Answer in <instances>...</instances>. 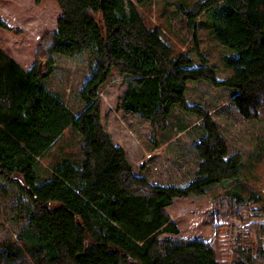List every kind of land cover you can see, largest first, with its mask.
<instances>
[{"label":"trees","instance_id":"1","mask_svg":"<svg viewBox=\"0 0 264 264\" xmlns=\"http://www.w3.org/2000/svg\"><path fill=\"white\" fill-rule=\"evenodd\" d=\"M56 2V27L40 36L28 69L0 47V178L29 198L20 210L26 226L0 244V264H264V190L248 183H241L247 195L233 193L237 201L257 205L256 238L235 239L229 260L222 258L220 240L226 224L215 223L208 241L163 235L179 233L166 210L174 198L212 197L214 187L243 177L241 153H229L208 110L187 101L186 84L234 89L231 100L240 115L264 120V0L179 5L189 27H197L204 13L213 16L218 41L235 50L223 56L232 69L225 78L213 66L193 65L132 0ZM0 27L11 29L1 17ZM56 56L89 59L79 109L46 87ZM114 71L125 80L121 110L150 123L155 146L157 135L172 127L176 105L201 119L203 135L192 144L197 169L186 184L162 185L136 174L125 149L111 139L99 99ZM70 136L80 141L77 155L67 150ZM54 147L58 160L39 182L41 160ZM259 162L251 175L255 181L264 177V155Z\"/></svg>","mask_w":264,"mask_h":264},{"label":"rangeland","instance_id":"2","mask_svg":"<svg viewBox=\"0 0 264 264\" xmlns=\"http://www.w3.org/2000/svg\"><path fill=\"white\" fill-rule=\"evenodd\" d=\"M132 1L138 4L137 0ZM195 1L200 0H152L138 4V8L155 20L165 35L192 58L193 65L213 66L218 78L228 77L232 69L225 64L223 56L235 55L236 52L218 41L212 26L213 16L204 13L196 19L197 27H189L188 18L179 5L188 7ZM59 15L56 0L40 3L34 0H0V17L11 27L9 30L0 27V47L24 68H29L40 36L56 27ZM194 34L196 40L191 41ZM89 66L87 57L72 59L56 56L54 71L45 80L46 87L72 109H79L82 102L78 91L89 75ZM186 85L187 101L208 110L227 142L229 153H241L243 177L214 187L212 197L191 195L174 198L166 210L180 231L178 234L163 235L172 239L182 237L208 241L214 233L215 223L226 224L220 226V240L222 254L224 252L222 258L229 260L227 254L232 252L235 239L248 242L250 237L256 238L252 222L259 219L257 205L237 201L233 190L247 195L248 191L241 187V183L264 190V177L255 181L251 176L264 155V120H249L240 115L231 100L234 89L216 88L206 81H189ZM124 90V78L116 71L112 72L100 91L101 120L114 143L125 149L134 172L162 185L189 182L195 177L197 169L192 144L203 135L201 119L176 105L172 127L165 134L157 135L158 145L155 146L150 138V123L136 114L121 110L119 101ZM69 145V153L79 154L80 141L76 136L73 139L69 137ZM59 152V148L54 147L43 157L39 166L43 179L40 178L39 182L50 174ZM28 202L26 194L0 178V244L14 238L25 228L27 221L20 210ZM241 214L248 220H243Z\"/></svg>","mask_w":264,"mask_h":264},{"label":"crops","instance_id":"3","mask_svg":"<svg viewBox=\"0 0 264 264\" xmlns=\"http://www.w3.org/2000/svg\"><path fill=\"white\" fill-rule=\"evenodd\" d=\"M54 29H55V28H54ZM18 63H19V62H18ZM19 64H20V63H19ZM20 65H21V64H20ZM21 66H22V65H21ZM22 67H23V66H22ZM23 68H24V67H23ZM24 69H28V68H24ZM132 166H133V165H132ZM170 205H171V204H170ZM170 205H169V206H170ZM167 207H168V206H167ZM167 207H166V208H167ZM171 220L174 221L172 217H171ZM177 226H178V225H177ZM178 228H180V227H178ZM179 231H180V229H179Z\"/></svg>","mask_w":264,"mask_h":264}]
</instances>
